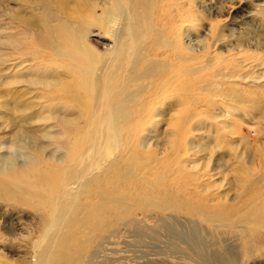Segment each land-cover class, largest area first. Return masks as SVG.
<instances>
[{
    "label": "bare ground",
    "instance_id": "1",
    "mask_svg": "<svg viewBox=\"0 0 264 264\" xmlns=\"http://www.w3.org/2000/svg\"><path fill=\"white\" fill-rule=\"evenodd\" d=\"M195 6L0 0V135L8 134L0 136V209H31L36 218L22 236L10 215L0 244L18 241L28 256L0 264H99L91 242L133 222L236 229L264 245V127L248 135L233 117V109L250 111L264 126L255 92L264 84L248 82L264 79L262 63L240 42L216 51L224 39L211 18L199 50L180 44ZM92 33L109 38L103 51L88 42ZM209 107L211 123H202ZM158 249L136 264L198 263L186 250Z\"/></svg>",
    "mask_w": 264,
    "mask_h": 264
},
{
    "label": "rangeland",
    "instance_id": "2",
    "mask_svg": "<svg viewBox=\"0 0 264 264\" xmlns=\"http://www.w3.org/2000/svg\"><path fill=\"white\" fill-rule=\"evenodd\" d=\"M195 5L196 6L194 7V12L193 11L189 12L191 13V15L188 12H186L187 15L185 14V16H187V21L189 23L186 21L185 23H183L184 25L182 24L183 27L180 26L181 29L180 33L182 37L185 36L183 37L184 39L182 37L180 38V40L182 39L180 41L181 42L180 44L182 45L184 44L188 46L192 45L194 48L199 50L205 44L203 38H205L206 35L203 33L206 32V26L208 24L207 22L212 19L213 21L215 20V22L217 23L218 31L221 32V34H223L222 38L224 39L223 41L220 40L216 43L217 45L215 47L216 51L221 52L223 54H227L228 52L227 50L231 49L233 46L236 47L238 42H240L241 47L244 50H246L249 54H254L255 56H257V58L259 59L258 62L262 63L261 69L264 70V0H195ZM196 10L198 11L196 12ZM1 12L2 11H0V13ZM198 16L199 18L201 17L202 18L197 19ZM2 18H3V12L2 15H0V20ZM163 33L164 31L158 32V34L161 35L162 39H166L167 41H170L171 36L170 35L168 36L167 34L165 33L163 34ZM155 34L156 31L155 32L152 31L149 34V39H147L145 46L151 43V40L155 37ZM197 38L200 40H198ZM87 40L94 48L100 51L104 50V45L110 43L108 37L104 38V36L100 35L99 33L90 34ZM209 51H211V47ZM207 56L208 55H205V59L207 58ZM9 63H12V61L11 62L9 61ZM27 63L26 64L24 63L23 65L27 66ZM261 69H257L255 73H257ZM247 71H251V69H248ZM257 80L256 81L249 80L248 81L249 85H254L256 82H259L260 84L261 83L264 84L263 78L261 79L262 81L261 80L257 81ZM255 92L259 94L261 98L264 100V88L256 89ZM255 101L261 104V102L257 100ZM246 108L247 107H245V109ZM234 110L235 109H233V114L235 115L233 117L235 119L238 118L239 120H242L244 122L246 131H249L246 132V134L260 137L262 132L259 131V133H256L255 130H258V128L264 126L258 123L257 118L255 119L253 118L254 114L251 113L250 111L240 110L236 112ZM211 112H212L211 107L206 109L205 115L201 119L202 123L205 119H209L208 121L211 123V116H210ZM212 121L214 123H217L214 120ZM162 127L163 126L161 125L160 128ZM193 133L196 135V132ZM202 133L203 130L199 131V135H201ZM7 135L8 134L6 133V134H1L0 136L4 137ZM196 137L194 138V143L196 141ZM235 139H236L235 141L236 144L238 142V138L235 137ZM239 148L241 150L243 147H239ZM60 152L61 151H59L58 153ZM246 155L248 160V157L250 155L249 154ZM213 161L211 160V162ZM248 165H250V163H248ZM224 188L226 189L227 186H225ZM230 192H229L230 194L229 197L234 195L233 191ZM0 213H1L0 229H5V227L9 224V222H11V220H8L10 215L14 213L13 214L14 217L18 216L19 220H18V224L11 225V229L16 234L22 236L25 234V229L28 228L29 224L34 223L36 221V218L32 215L31 209H24L23 212L8 211L7 212L8 215L4 214L5 213L4 209H0ZM138 223L140 222H136V224L135 222H133V225L129 224V226L127 225L121 227L122 231L119 232L120 234H116V236L110 235V233L106 234V232L100 234L99 237L97 236L96 240H100L102 238L101 240L103 242L102 241L98 242L94 239L95 242L94 240L93 242H91L88 250L92 251L93 247L97 243L98 246L100 245L99 246L101 250L100 257L102 256V259L100 258L101 260L99 261L101 262L99 264L101 263L108 264L109 262L107 259L108 258L111 259V257L112 259H115V257L118 258L116 259V261H112V262L110 261L112 264L114 263L136 264V262L143 261L144 259V258L143 259L137 258V256L143 257L142 255H145L146 253L155 254L157 252V248H160L158 249L159 252L165 251L166 254H169L171 252L176 255H180V254L182 255L184 253V250H186L188 254L190 255L193 254V257L198 262L197 264H264V245L256 244V242H254L253 236L251 235L250 236L242 235L243 237L241 238V236H238L237 234L238 231L236 229L222 228L220 230L222 231L221 233L220 231L216 233V232H211V228H207L205 226L202 227L197 226L191 228L187 226L183 227L182 225L173 226L170 225V223H168L166 224V226L163 225L159 227V229L157 228L158 226L155 227V229L157 228L156 230H153L152 228L151 230L148 228L145 230L146 227L143 226L144 223L141 224L142 223L141 222L140 225ZM3 231L7 233L5 230ZM108 236H110L111 238ZM245 236L246 237L248 236V238L250 237L249 240H247L248 238L246 239ZM108 241H111L112 243ZM16 242L18 241H15L14 244H11L8 241L1 242L0 258L5 259L7 261H16L19 263H21L20 261L23 262L25 258L24 256H28V255L26 254V252L23 251L22 246H19V244H16ZM236 243H237V247H236ZM124 246H126L127 248ZM120 248H122L121 249L122 252L120 253L118 252L115 255L110 253V251H113L114 249L120 250ZM123 248L125 249L123 250ZM136 249L137 251L138 249H140L139 251L141 252H137V253L134 252ZM195 255L197 257H195ZM160 257L161 256L158 257L154 256L153 259L158 260L160 259ZM119 259L121 261H119ZM94 261L95 260H91L90 264L91 263L96 264ZM172 263L174 264L173 261L169 260L167 263L164 264H172ZM150 264H162V263L155 262Z\"/></svg>",
    "mask_w": 264,
    "mask_h": 264
}]
</instances>
